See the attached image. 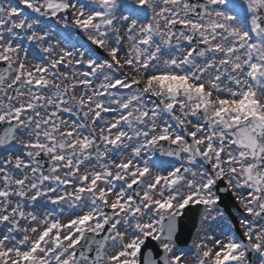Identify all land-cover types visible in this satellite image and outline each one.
I'll list each match as a JSON object with an SVG mask.
<instances>
[{
    "label": "snow or ice",
    "instance_id": "obj_1",
    "mask_svg": "<svg viewBox=\"0 0 264 264\" xmlns=\"http://www.w3.org/2000/svg\"><path fill=\"white\" fill-rule=\"evenodd\" d=\"M0 264H264V0H0Z\"/></svg>",
    "mask_w": 264,
    "mask_h": 264
}]
</instances>
